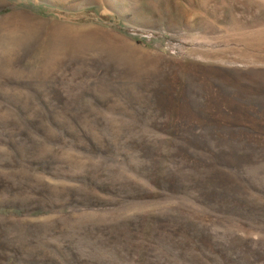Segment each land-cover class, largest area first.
Instances as JSON below:
<instances>
[{
    "label": "rangeland",
    "instance_id": "rangeland-1",
    "mask_svg": "<svg viewBox=\"0 0 264 264\" xmlns=\"http://www.w3.org/2000/svg\"><path fill=\"white\" fill-rule=\"evenodd\" d=\"M0 264H264V0H0Z\"/></svg>",
    "mask_w": 264,
    "mask_h": 264
}]
</instances>
